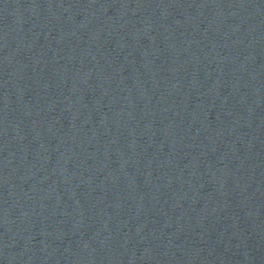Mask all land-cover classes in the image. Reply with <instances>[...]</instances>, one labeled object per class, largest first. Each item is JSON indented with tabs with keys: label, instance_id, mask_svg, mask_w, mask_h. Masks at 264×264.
I'll list each match as a JSON object with an SVG mask.
<instances>
[{
	"label": "water",
	"instance_id": "1",
	"mask_svg": "<svg viewBox=\"0 0 264 264\" xmlns=\"http://www.w3.org/2000/svg\"><path fill=\"white\" fill-rule=\"evenodd\" d=\"M0 264H264V0H0Z\"/></svg>",
	"mask_w": 264,
	"mask_h": 264
}]
</instances>
